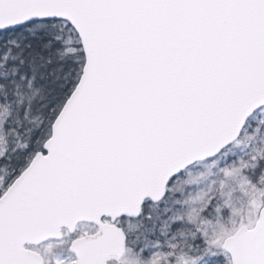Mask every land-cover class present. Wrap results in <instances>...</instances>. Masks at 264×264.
Returning a JSON list of instances; mask_svg holds the SVG:
<instances>
[{"label": "snow or ice", "instance_id": "obj_1", "mask_svg": "<svg viewBox=\"0 0 264 264\" xmlns=\"http://www.w3.org/2000/svg\"><path fill=\"white\" fill-rule=\"evenodd\" d=\"M0 264H264V0H0Z\"/></svg>", "mask_w": 264, "mask_h": 264}]
</instances>
